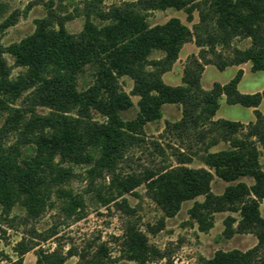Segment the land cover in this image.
Returning <instances> with one entry per match:
<instances>
[{
    "label": "trees",
    "instance_id": "16d2710c",
    "mask_svg": "<svg viewBox=\"0 0 264 264\" xmlns=\"http://www.w3.org/2000/svg\"><path fill=\"white\" fill-rule=\"evenodd\" d=\"M167 9L184 11L188 22L199 12L200 23L193 30L177 17L149 24L148 12ZM96 16L106 24L99 27L87 17L79 34H71L62 21L56 27L50 18L39 19L31 35L0 47V117H4L0 206L6 213L20 206L28 219H37L54 207L82 219L83 198L65 185L73 166L89 165L91 173L106 171L111 177L113 193L104 202L114 203L129 216L134 211L124 196L144 186L165 218L175 217L183 203L194 201L188 213L201 232L214 227L216 214L229 213L223 221L224 238L248 234L257 240L245 251L219 250L205 264H264V113L259 110L264 90L241 93L242 69L226 84L214 83L209 90L201 84L207 66L222 71L250 63L253 72L264 71V0H138L98 10ZM7 25L0 24V33ZM235 39H248L250 46L233 47ZM190 42L199 52L188 58L182 84H166L163 75L173 69L183 46ZM220 47L232 53L224 56ZM155 51L163 56L150 59ZM5 53L22 70L16 77ZM90 64L96 70L94 82L80 90L79 75ZM125 76L133 80L131 94L120 82ZM132 95L139 98L138 112L135 119L125 120L121 114L134 106ZM21 99L29 104L27 108L18 105ZM223 99L228 105L254 108L255 121L215 120ZM171 104L182 106V118L168 122L167 129L178 141L187 138L200 143L204 166H188L199 153L168 145L172 152L168 154L154 141L151 145L162 164L122 175L119 166L128 150L145 142L146 126L161 120L163 106ZM38 107L48 113H38ZM221 143L228 147L211 151ZM215 178L230 184L220 195L212 191ZM199 197L204 200L198 201ZM160 223L164 226V219ZM38 236L48 241L53 235ZM32 240L18 244L19 259L36 251L37 264L65 262L64 254L46 251ZM92 248L71 247L66 254L78 257L76 264H109L108 247ZM124 252L134 264L164 257L133 224L125 229Z\"/></svg>",
    "mask_w": 264,
    "mask_h": 264
},
{
    "label": "rangeland",
    "instance_id": "374dc122",
    "mask_svg": "<svg viewBox=\"0 0 264 264\" xmlns=\"http://www.w3.org/2000/svg\"><path fill=\"white\" fill-rule=\"evenodd\" d=\"M0 0V24H8L0 33V47H8L13 43L21 41L31 35L36 28V20L50 18L54 25L64 22L65 27L71 34H79L86 23L87 17L99 27L106 24L97 16L96 11H108L112 7L119 6L123 2H137L138 0ZM181 19L190 29L200 23L199 12L194 13L193 22H188L184 11L167 9L165 11H151L147 14V20L151 26L164 24L170 18ZM250 46L248 39H235L233 47L245 49ZM224 56L230 55L232 49L219 48ZM199 49L194 42L186 43L179 55V60L173 69L163 75V80L171 86L182 84L184 67L188 64V58L192 54H198ZM162 52L155 51L150 59H159ZM9 66L12 68V76L16 77L22 71L14 66V59L9 54H4ZM246 75L241 83L240 89L243 92L252 90H264V71L253 72L251 64L243 66ZM95 67L87 65L79 75V89H86L94 82ZM237 73L236 67H228L219 70L215 66H207L203 73L201 84L205 90L213 87L214 83L226 84L232 80ZM120 82L124 90L131 94L133 80L130 77H122ZM134 106L122 112L125 120L135 119L139 98L131 96ZM20 107H28L25 99L18 102ZM264 113V102L260 108ZM40 114L48 113L45 108L38 107ZM218 116L230 121L247 122L246 108L239 105H228L225 100L221 101ZM96 118L103 120L96 115ZM182 118L181 105L163 106V118L159 121L149 123L146 126L145 142L130 148L124 161L119 166L122 175L133 172H141L145 167L155 168L162 164V158L157 155L152 142L158 141L167 153L170 154L173 147L183 148L187 153H199L194 157L193 163L188 165L193 168L203 167L201 153L203 146L200 143L190 141L187 138L178 141L176 134L167 129V123L178 122ZM4 124V117H0V127ZM13 137L11 136V141ZM228 145L221 143L211 149L219 151L227 148ZM264 165V157L261 159ZM243 181L252 183L251 178H244ZM111 177L106 171L102 174L91 173V166H73V174L65 188L71 189L75 194L83 198V218L68 217L58 207L46 211L37 219H28L25 210L15 206L6 213L0 206V264H37L36 251H31L20 257L15 252L18 244L34 241L41 243L40 246L46 251H54L64 254L66 260L63 264H76L78 257L67 256L71 247L83 248L93 247V251L101 245L109 249V264H134L124 252V234L129 224L135 225L148 237L149 244L162 252L164 257L158 258L147 264H205L219 251H230L239 249L242 251L252 248L257 240L253 235H236L231 239L222 236L224 230L223 221L229 213H219L215 216V225L208 232H201L198 226L190 219L189 209L194 201L183 203L181 211L173 218H165L162 209L148 196L144 186L135 190L133 194H126L129 206L133 209L132 215H127L124 210L116 207L114 203L104 202L113 193L110 185ZM229 183L215 178L212 191L220 195L224 192ZM101 193V196L98 194ZM199 197L198 201H203ZM120 201V200H119ZM261 214L264 217V201L261 206ZM164 219V226L161 221ZM56 233V235H55ZM53 235L48 241H41L38 235ZM39 248V247H38Z\"/></svg>",
    "mask_w": 264,
    "mask_h": 264
},
{
    "label": "crops",
    "instance_id": "0c3cea01",
    "mask_svg": "<svg viewBox=\"0 0 264 264\" xmlns=\"http://www.w3.org/2000/svg\"><path fill=\"white\" fill-rule=\"evenodd\" d=\"M193 55V54H192ZM197 55V54H196ZM246 64H249V63H246ZM246 64H243V65H241V66H235L236 67V70H237V72H238V70H240V69H242L243 71H244V75H243V78H242V80H241V82H240V84H239V86H238V89H239V91L241 92V93H243V94H254V93H257V92H261V91H263V90H260V91H257V90H252V91H246V92H243L241 89H240V86H241V83H242V81H243V79H244V77H245V75H246V70L243 68V66L244 65H246ZM207 69V67L205 68V70ZM205 72V71H204ZM223 85V84H222ZM223 100H225V99H223ZM222 101V100H221ZM262 105V104H261ZM261 105H260V107H259V110H260V108H261ZM233 106H235V105H233ZM240 106V105H239ZM245 108V107H244ZM261 111V110H260ZM246 113H247V116H248V118H247V122H242V123H244V124H248V123H250V122H254L255 121V114H254V108H246ZM218 119H224V118H221L220 116H218V112H217V115L215 116V120H218ZM225 120H227V119H225ZM263 205V203L261 204V206Z\"/></svg>",
    "mask_w": 264,
    "mask_h": 264
}]
</instances>
